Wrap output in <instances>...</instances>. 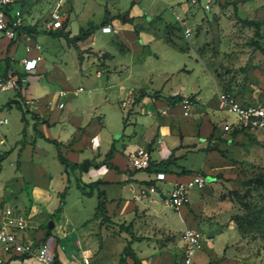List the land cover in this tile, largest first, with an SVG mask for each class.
<instances>
[{
	"label": "rangeland",
	"instance_id": "rangeland-1",
	"mask_svg": "<svg viewBox=\"0 0 264 264\" xmlns=\"http://www.w3.org/2000/svg\"><path fill=\"white\" fill-rule=\"evenodd\" d=\"M72 1L60 0V7H64L67 13L72 10ZM107 1V8L103 3H97L89 17L70 16L63 37L52 35L46 30L45 21L55 0H26L24 11L31 14L26 21L33 30L31 38L40 44V49L34 47L32 51L26 52L24 46L27 42L21 40L16 48L10 47L9 53L19 60L40 51L43 60L37 71L30 73L28 87L25 91L22 89L26 97L22 93L19 96L21 105L10 102L15 97L12 92L0 93V115L8 118V123L0 128V136L5 140L0 145V152L8 150L17 141L31 140V113L36 104L40 103L39 97L44 96V105L49 104L48 99L52 97L50 106L54 107L56 91L59 89L84 87V91L78 95L71 92L60 97L66 104L60 111L61 117L71 112L73 116L82 115L85 119L100 113L97 115L102 116L107 134L116 137L132 130V124H128L124 130L123 115L126 110L122 109L130 104V97L121 100L120 88L126 90L129 87L147 86L165 92L171 87L175 88V85L178 88L184 86V83L185 88L186 84L192 85L190 91L193 92L188 94L194 98V104H202L200 97L196 95L208 94L212 95L211 99L221 108V111L214 114L218 118L212 122L215 129L205 136L203 149H214L229 160L228 168L212 175L213 183L203 190H190L189 201L184 206L187 215L185 226L198 229L202 234L201 247L197 252L202 254L201 251L205 249L207 258L200 264H264V128L242 130L231 136L222 133V121L232 120L234 116L219 105V96L224 91H229L241 101L264 105V0H169L166 1L169 3L167 7L162 0H155L152 7L149 6V0ZM137 4L143 7L142 13L130 15L129 8ZM114 16L120 22L123 19L129 20L130 27H127L132 28L130 31L137 35L140 28L148 29L150 34H160L165 41L157 38L147 42L139 50L130 48L126 51L125 45L118 44L117 36L111 39V43L108 42L112 32H101L100 25L90 37L74 40L80 26L88 21L99 24L104 18L111 21ZM186 29L189 30L188 35L185 34ZM4 44H7V40L0 38V49ZM106 49L113 54L109 59L110 53ZM98 67L102 68L101 75H97ZM27 91H32V95ZM184 95L176 94L171 98L178 101V97L182 98ZM24 98H32L30 109H26L27 105L22 102ZM174 110L181 116L180 105ZM65 122L66 120L57 122L52 127V134H63ZM164 129L167 132L159 131L161 143L151 149L155 166L161 167L168 174L180 166H200L204 161V151L187 152L179 157L185 152L182 146L168 152L172 139L179 136L175 135L176 127L173 125L168 124ZM136 130L137 136L132 138V142L139 141L140 132L146 136L151 132V129L140 125ZM188 135L189 133L182 135L184 142H198L195 136ZM14 153L6 156L0 163L4 175L12 169L10 159L14 158ZM85 158L88 157L83 159ZM45 163L52 178L56 179L61 163L50 152L47 153ZM137 172L140 176L154 177L155 174V171L148 172L145 169ZM84 173L83 176L88 178L87 172ZM55 181L57 185L59 180ZM73 182L71 181L64 196L65 210L61 212L60 218L62 224H65L63 227H66V221L72 224L69 241L72 238L79 239V232L83 233L93 225L92 221L86 225H79L78 222L82 216L90 217L94 210L91 203L96 199L95 196L83 197ZM154 182L159 188L156 191L162 190L167 195V191L171 189L169 179ZM163 202L167 204L164 197ZM162 204L159 199V206ZM179 209L171 207L166 208V211L177 219ZM26 230L29 236L24 239L20 237L22 231L18 232V238L24 245L34 246L44 242L40 239L41 229ZM179 230L181 228H176L175 233L180 238ZM61 231L56 229L54 233L60 238L59 247L62 248L67 239L63 238ZM107 241L113 246L110 253L115 255L119 238ZM169 241V234L165 236L155 232L147 245L163 250ZM142 242H137L135 246L142 248ZM94 243V239L90 241V245ZM46 248L48 256L53 257L51 245L46 243ZM142 250L149 251L147 248ZM181 252L182 248L179 247V253ZM0 254H3L1 248ZM7 258L5 264H41L34 256H27L30 259L23 261V254ZM15 259L18 261L10 262ZM194 262L197 263L196 260Z\"/></svg>",
	"mask_w": 264,
	"mask_h": 264
},
{
	"label": "crops",
	"instance_id": "crops-1",
	"mask_svg": "<svg viewBox=\"0 0 264 264\" xmlns=\"http://www.w3.org/2000/svg\"><path fill=\"white\" fill-rule=\"evenodd\" d=\"M99 1L73 0L70 4L72 5V10L67 13L64 7L63 9L61 8L64 12L63 25L65 27L68 26L70 16H91L93 14V7L97 3H103L104 7L107 8L109 1ZM162 1L167 7L169 0ZM25 2L26 0L23 2L24 7L26 5H24ZM154 2L155 0H149V6L152 7ZM138 4L130 8L128 6L131 11L130 15L137 16L142 13L143 7H140ZM88 22L93 21L90 20ZM88 22L84 26H80V28L86 27ZM93 23L97 24L96 22ZM109 24H112L113 31H110L112 35L108 39V42L111 43V39L117 36L119 40L118 44L125 45L126 51L130 50V48L139 50L144 47V44L146 45L147 42L149 43L151 40H156L157 38L164 40L160 34H150L148 29L143 28H140L139 35H137L135 32L130 31L132 28H129L130 24L128 21H124L123 19L120 22L116 16L113 17ZM91 35L92 33L88 37ZM9 49L8 43L4 44L3 48L0 49V58H3L1 60H5V56H8V58L12 56L9 53ZM107 51L110 53V57L107 58L109 59L113 54L111 50ZM42 60L43 56L40 62ZM101 69L100 67H98V70L96 69L97 75L103 73ZM36 71L37 69L33 72ZM108 71L111 72L113 70ZM183 85L185 86V83ZM184 86L178 88L175 85V88L171 87L165 92H161L158 88L147 86L138 88L129 87L126 90L120 88L122 93L121 100L130 97L128 100L130 104L127 107L123 108L120 104V108H123L122 110L124 111L126 110L125 115H123L124 130L128 124H132V130L128 133L123 132L122 134H118L116 137L113 134H107L102 116L97 115L100 113L94 114L91 117L88 116L85 119L82 115L73 116L71 112L61 117L60 111L66 104L58 96L59 91L65 90L66 94L72 92L74 95H78L84 91L83 86H81V89H79L80 86H76L56 91L55 108L50 106L52 97L48 99L49 104L44 105V101H42L44 100V96H40V103L36 104L33 110L38 118H34L31 114V126L33 130L31 140L17 141L8 150L0 152V163L6 156L8 157L12 152H15L14 158L10 159L12 169L9 173L4 175L2 166H0V205H6L10 209H13L14 212L27 218L29 226L26 229H41L40 239L51 245L53 257L57 259L59 264H79L82 261H86L88 264H180L182 252L179 253V247L183 251V240L181 236L180 238L176 236L175 230L176 228H181L178 233L180 231L182 233V230L187 227L185 226L187 224L185 205L181 206L177 211V219L172 215H168L166 208L171 207L163 202V197L166 196L164 195V191H156L157 185L154 180H150L153 176H140L137 171L141 169L131 168L128 164V155L129 152L138 146L149 147L150 151L153 146H159L161 143L159 131H166L164 127L170 124L176 127L175 135L179 136V138L172 139V143L167 151L170 152L176 147L180 148L183 146L185 152L179 155V157H182L187 152L201 150L205 153L204 161L197 168L180 166L179 168L172 169V173L169 174L164 171V179L160 180L168 178L172 187L173 183L185 181L188 178L189 174L182 171L196 169L193 172H203L211 178L210 183H213L212 175L228 168L229 160L227 157L219 155L214 149L208 151L203 149L205 146V136L211 132L212 122L218 119L214 114L217 111H221V108H219L215 100L211 99L212 95L203 94L202 96V94H198L196 97H200L202 104L197 102L191 105L188 113L185 114L182 98L178 97V101L171 98L176 94L181 95L184 93L185 95H190L188 93L193 92L190 91L192 90V85L186 84V88ZM27 87L28 85L23 90ZM23 90L22 94L26 97L24 94L25 90ZM27 92L32 95V91ZM140 92L142 93L140 94ZM28 99L32 103V98ZM57 100L64 102L62 107L57 105ZM177 105L181 106V116L174 110ZM129 108L131 109L129 110ZM64 120H66V125L63 134L57 133L53 135L52 127L57 122ZM139 125L143 128L151 129V132L147 136L140 132V142H132V138L137 136L136 128ZM185 133H189L188 136H195L198 142H184L182 135ZM53 139L57 141L58 145L51 141ZM193 144H196V146H193ZM109 149H111L110 154H106ZM85 150L90 152L86 153ZM49 152L59 162V152L70 162L68 166L60 162L61 170H59L56 179L52 178L45 163L47 153ZM175 153L174 151L173 154L175 155ZM85 156L91 160V165L88 166L87 170L81 168V159ZM154 161L151 155L150 167L145 170L148 172L159 170L161 167L155 166ZM114 165H117V168H114ZM84 172H87L88 178L83 176ZM55 180H59L57 185H55ZM71 181H74L75 187L80 190L83 197L95 196L96 199L91 203L94 208L92 216H82L78 222L79 225H86L92 221L93 225L90 229L84 230L83 233L79 232V239L72 238L69 241L68 235L70 234L69 230L72 224L66 221V227H63L65 224H62L60 218L61 212L65 210L64 196L68 186L71 185ZM78 181L81 184L93 181L98 182L92 186V193L87 194L77 186ZM151 183L155 184V189L148 191L146 187ZM89 189L91 188L85 187L86 191ZM98 192H101V198L104 201L109 221H102V216L96 208ZM54 194H56L55 197L53 196ZM159 199L162 200V206H159ZM26 229L22 230L20 236L22 239L29 236V232ZM56 229H61L60 233L63 235V238L67 239V243H64L62 248L59 247L60 238L54 233ZM155 232L159 235L167 236L169 234L170 236L169 244L163 250L147 245V242L153 238V233ZM115 237L119 238L120 243L118 250L113 255L109 251L113 246L107 240ZM93 239L95 243L90 245V241ZM139 241H143L142 248L138 244V246H135ZM128 244L131 252L135 255L136 262L130 255H126L124 263H122L120 260L121 255ZM145 248L149 249V251L142 250ZM204 250L201 251L202 254L196 253L197 259H195V255L192 264H200L203 260H206L207 253ZM29 259L24 257L23 261ZM195 260L197 263L194 262ZM15 261H18V259L11 260L10 262ZM212 264L219 263L213 262Z\"/></svg>",
	"mask_w": 264,
	"mask_h": 264
},
{
	"label": "built area",
	"instance_id": "built-area-1",
	"mask_svg": "<svg viewBox=\"0 0 264 264\" xmlns=\"http://www.w3.org/2000/svg\"><path fill=\"white\" fill-rule=\"evenodd\" d=\"M25 0H0V38L7 40L9 47H17V44L24 40L26 52L34 49H40V44L32 40L33 30L26 18L31 17L24 11L23 2ZM64 12L60 7V0H55L53 8L49 11L46 18V29L56 30L63 27ZM102 32H110L111 24L105 23L100 26ZM189 34V30H185ZM0 58V92H12L20 100L22 89L28 84V75L37 69L42 59V53H32L17 60L9 57V64ZM81 89V87L79 88ZM66 91L61 90L59 97L65 96ZM184 113L187 114L189 107L194 104V98L191 95L182 97ZM126 101V100H125ZM125 101L123 103H125ZM30 109L31 101L24 98L23 101ZM57 105L62 107L64 102L57 100ZM21 105V104H20ZM219 105L227 112L232 113V120H223L220 130L222 133H229L234 129L255 130L264 128V105L260 103H248L237 99L229 91H224L219 96ZM25 109V110H26ZM8 123L6 116L0 115V128ZM5 140L0 136V145ZM151 162V151L149 147L138 146L129 152L128 164L133 169H146ZM165 172L162 169L156 170L154 177L150 180L164 179ZM208 178L201 171L192 172L185 181L173 183L171 189L164 196L165 202L179 209L188 203L189 192L192 188L203 189L210 183ZM155 184H149L146 189L153 191ZM29 226V220L20 214L14 212L6 205H0V248L3 254H0V264L7 262V257L14 254H24L34 256L41 264H55L54 257L47 254L46 242H39L34 246L24 245L18 238V232ZM201 232L193 227H186L182 230L181 238L183 240V251L180 264H192L197 251L201 247ZM5 256V258H4ZM79 264H88L82 261Z\"/></svg>",
	"mask_w": 264,
	"mask_h": 264
},
{
	"label": "trees",
	"instance_id": "trees-1",
	"mask_svg": "<svg viewBox=\"0 0 264 264\" xmlns=\"http://www.w3.org/2000/svg\"><path fill=\"white\" fill-rule=\"evenodd\" d=\"M105 19V23H109L110 21L108 20V19H106V18H104ZM126 21H129V20H126ZM104 23V24H105ZM98 26H99V24H94L93 22H88V24H87V26L86 27H83V28H80V30H79V32H78V34L77 35H75L73 38H74V40H82V39H85V38H87L91 33H93V31L96 29V28H98ZM32 28V27H31ZM63 32L65 33V31H64V29H65V26L63 25ZM48 32H50V33H52V35H55V36H57V35H59V33H58V30L59 29H56V30H50V29H46ZM5 60V62L7 63V64H9V58H8V56H5V58H4ZM27 112V111H26ZM32 114V116L34 117V118H38V116H37V114L36 113H34V112H32L31 113ZM215 129V125L212 123V129H211V132L209 133V135L213 132V130ZM242 130H244V129H234L233 131H231V132H229V133H226V135H232L233 133H238V132H241ZM213 136H215V135H213ZM212 138V137H211ZM51 141H53L54 143H56V145H58V143H57V141L56 140H51ZM110 151H111V149H109L108 150V152L106 153V154H110ZM58 158H59V160H60V162L61 163H63L65 166H68V165H70V162L68 161V159L67 158H65L60 152L58 153ZM150 164H151V162H150ZM73 165V164H72ZM149 167H150V165H149ZM149 167H147V168H149ZM114 168H117V165H114ZM183 173H187V174H191L193 171L192 170H189V171H182ZM98 181H93V182H90V183H84V184H81L79 181L77 182V186L83 191V192H85V193H87V194H91L92 193V186L95 184V183H97ZM86 186H88V187H90L91 189H89V190H85V187ZM97 198H98V203H97V206H96V208H97V210H98V212L101 214V216H102V221H109V219H108V215H107V210H106V207H105V204H104V201L102 200V198H101V192H98V194H97ZM126 255H130L132 258H134V260H135V262H136V259H135V255H134V253H132L131 252V249H130V246H129V244L124 248V250H123V252H122V255H121V262L122 263H124V258H125V256ZM23 257H27V255H24L23 254ZM54 261H55V264H59L58 263V261H57V259L54 257ZM138 263V262H137Z\"/></svg>",
	"mask_w": 264,
	"mask_h": 264
},
{
	"label": "water",
	"instance_id": "water-1",
	"mask_svg": "<svg viewBox=\"0 0 264 264\" xmlns=\"http://www.w3.org/2000/svg\"><path fill=\"white\" fill-rule=\"evenodd\" d=\"M105 23V19L101 20L99 25H103ZM59 35H62L63 37H65V33L63 32V28H59L58 30ZM10 102L12 103H16V104H20V100L17 97H13L10 99ZM91 164V160L89 158H85L82 160L81 162V168L83 170H87L88 166Z\"/></svg>",
	"mask_w": 264,
	"mask_h": 264
}]
</instances>
